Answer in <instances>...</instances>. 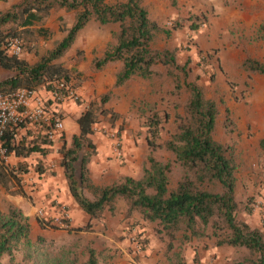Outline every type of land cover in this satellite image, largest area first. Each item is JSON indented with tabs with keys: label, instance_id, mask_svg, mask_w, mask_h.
I'll return each instance as SVG.
<instances>
[{
	"label": "trees",
	"instance_id": "obj_1",
	"mask_svg": "<svg viewBox=\"0 0 264 264\" xmlns=\"http://www.w3.org/2000/svg\"><path fill=\"white\" fill-rule=\"evenodd\" d=\"M56 9L75 13L72 24L63 29L64 35L51 49L33 63L23 55L9 51L3 41L11 36L22 41L23 31L48 37L51 31L45 23ZM201 19L199 14L190 12L187 17L172 21L166 29L150 17L144 0H124L114 4H108L106 0H19L0 12V70L6 73L0 79V91L11 93L24 87L36 89L40 86L53 90L54 83L59 80L73 88L70 70L57 60L71 49L77 34L90 20L101 25L118 23L119 29L112 34L103 54L92 58L91 69L100 71L110 64H117L114 88L125 85L134 77L150 80L157 75L166 91H151L153 98L137 105L146 143L142 175L138 178L120 175L105 185L92 182L87 164L96 152L90 135L99 117L108 113L106 104L113 92L108 91L85 104L76 119L79 132L68 143L64 141L59 149L70 196L91 219L100 217L107 209L113 210V203L123 199L127 205L125 216L137 213L142 219L156 223L160 237L172 239L183 232L188 238L187 233L194 236L209 232L216 238V245L246 249L248 256L243 261L264 264L261 229L238 217L239 203L235 198L237 163L231 147L214 138L220 123L217 101L206 96L198 75L190 79V59L181 62L176 48L155 46L159 34L169 36L186 22L190 23V29L197 30ZM22 46L23 50L29 49L24 47L23 41ZM158 65L165 71L160 72ZM239 68L248 75H264V61L250 56L240 62ZM80 100L77 98L76 102L81 103ZM231 123L226 114L221 124L225 132H232ZM27 125L8 128L2 141L6 153L22 159L33 153L46 157L49 149L42 146L50 145L52 139L45 132L33 135L29 140L17 137V130ZM84 149L87 150L81 153ZM26 170L23 165L19 166L18 171ZM16 173L15 167L0 164L1 181L7 175L16 177ZM84 189L90 190L95 199L86 197ZM89 226L90 222L74 229L83 230ZM30 230L28 217L16 205L10 204L6 210H0V260L21 250L26 253V249L33 247ZM50 264L106 263L100 261L97 251L90 247L84 259L76 255L72 258L64 256Z\"/></svg>",
	"mask_w": 264,
	"mask_h": 264
},
{
	"label": "rangeland",
	"instance_id": "obj_2",
	"mask_svg": "<svg viewBox=\"0 0 264 264\" xmlns=\"http://www.w3.org/2000/svg\"><path fill=\"white\" fill-rule=\"evenodd\" d=\"M7 1L0 0V12L9 7ZM119 1L124 0H106L108 4ZM144 5L147 6L150 17L166 29L171 26L172 21L185 18L190 12H195L200 15V19L202 18L197 30L190 29V23L186 22L184 26L173 30L169 36L159 34L155 46L176 48L181 62L190 59V79L198 75L206 96L217 101L220 123L214 138L231 147V153L237 163L235 198L239 203L238 217L253 227L258 226L264 237V75H248L239 68L240 62L248 56L264 61V28H261L262 25L264 26V0H144ZM228 12L231 13L230 17H226ZM74 13L65 9L53 10L45 23L51 31L46 38L36 32L23 31L24 47L29 48L27 51L23 50V57H26L29 62H36L64 35L63 29H67L72 24ZM118 29V23L101 25L96 20H90L77 34L71 49L57 60L70 70V79L74 87H82L87 83L86 90L96 91L97 74L103 77L111 74L115 79L117 64H110L100 71H93L91 60L94 56L103 54L106 44ZM91 40H99V43L93 45L92 51L86 57L85 48ZM102 44L103 50L98 49ZM78 66L81 68L78 69ZM157 67L160 72L165 71L161 65ZM0 73L5 77V72L0 70ZM132 80L137 81L140 90L126 91V95L132 94L125 99V105L121 106L120 110L116 109V107L119 108L120 97L115 96L117 101H114L112 93L106 104L108 113L99 117L94 130L102 132L108 138L110 131H118L121 139L119 146L121 155L118 156L112 151L117 159L122 157V134H125L124 138L129 140V153L132 156L130 167L133 174L138 176L143 172L146 143L145 131L140 129L142 115L137 112V105L141 101L152 99L151 91H166V89L163 88L162 80L157 75L150 80L134 77L125 85L129 87L131 84L128 83ZM113 84L105 86L104 92L98 95L94 93L85 97L77 94L81 103L74 101L80 104L83 110L88 102L108 91L114 92L115 89L120 88H114ZM125 85L121 87L124 88ZM226 114L232 121L231 133L225 132L221 125ZM61 117L63 119L62 115ZM70 121L68 118L66 123ZM86 150H82L81 153ZM46 157L33 153L26 159L8 161L9 168L15 167L17 170L16 177L7 175L3 181L0 180V185L6 191L17 187L11 191H22L26 194L24 188L28 189L30 185L28 184L29 176L35 172L38 174L46 172ZM20 165L27 169L26 172L18 171ZM176 177V175L173 177L174 182ZM83 192L90 200L95 199L90 190L84 189ZM126 211L125 200L117 199L113 203V210L107 209L100 217L94 218L97 221L95 225L102 224L108 238L111 239L109 246H105L103 238L99 240L84 233L93 228L92 222L86 229L79 230L84 232L70 235L67 232L75 230L73 226L70 230L51 227L67 231L66 235L60 237L42 235L34 237L30 230V238L35 245L26 249V253L21 250L14 252L13 256L5 255L0 260V264H45L44 261L50 264L64 256L72 258L75 255L84 259L90 247L97 251L99 260L106 264H140L141 258L142 261H146L145 264H169L170 262L175 264H251L243 261V258L248 256L246 249L216 245V238L209 232L194 236L187 233L188 238L183 236L186 234L183 232L172 239L160 237L156 232L158 228L156 223L142 219L137 213L126 217ZM86 225L87 223L82 227ZM39 238L43 240L38 242ZM99 241L103 242L97 246ZM119 241L127 243L125 248L131 260L130 258L114 259L122 255L117 254L118 247L114 245ZM169 243L171 248H168Z\"/></svg>",
	"mask_w": 264,
	"mask_h": 264
},
{
	"label": "crops",
	"instance_id": "obj_3",
	"mask_svg": "<svg viewBox=\"0 0 264 264\" xmlns=\"http://www.w3.org/2000/svg\"><path fill=\"white\" fill-rule=\"evenodd\" d=\"M19 0H8L9 7L11 4H14L18 2ZM1 5V2H0ZM7 8V9H8ZM231 13H227L226 17H230ZM99 43L98 41H88L87 47L85 48V56L87 57L89 52L92 51L93 45ZM81 48V47H80ZM104 46H100L98 49L103 50ZM75 50V49H74ZM70 67V66H69ZM74 68V67H73ZM81 66H78V69H80ZM113 73V72H112ZM0 73V79L3 78V76ZM97 86L96 91H88L87 83L84 84L82 87H73L75 92L78 95H83L86 97V95H92L94 93L101 94L104 92V87L107 85H112L114 82V76L111 74L107 75V77H103L101 74H97ZM134 80V79H133ZM130 81L128 84H131L129 87H120L118 89H115L114 94V101H117V98L115 96H119L118 99L120 102L118 104L119 108L116 107L117 110H120L121 106L125 105V99L128 97H131V94L128 95L125 94L126 91H139L140 88L138 86L137 81ZM136 80V79H135ZM89 86V83H88ZM123 88V89H122ZM36 91L39 95L43 97L45 100V105L47 109V113L49 115L51 114H60L63 116V130L58 133L55 138L52 139V143L50 145H43V149H49L47 157H46V172L45 173H37L32 174L28 178V189H25L26 194H23L22 191H11L12 189H16L17 187L11 188L9 191H6L2 185H0V210H5L10 204L16 205L19 207L23 214L28 217V221L31 226V234L32 236L36 237L38 235L47 236V237H60L64 236L68 233L74 234L77 232H84L79 230H71L69 232L54 229L50 226H44L41 223V220L37 216V210L42 208L45 210L46 215L53 214L54 213V202L60 201L65 203L68 206V212L70 216V225L73 228L82 227V225L92 222L93 228L90 231H85L86 235L93 236L94 238H98L101 240L103 238V241L105 242V246L110 245V240L107 236V232L103 229L102 224L95 225L97 221H95L94 218H90V216L82 211L76 202L73 200V198L70 196V193L68 191L67 183L64 178L63 174V168L61 165V154L59 153L58 149L61 148L64 141L67 143L69 142V139L74 134H77L79 132V127L77 124V116L81 112V105L75 103L72 99H65L61 102H55L51 99V93L50 90H48L45 86H40L36 88ZM125 94V96H124ZM124 110V109H123ZM121 110V111H123ZM70 119L71 121L69 123H66L67 119ZM69 124V125H68ZM47 125H27L25 127H20L17 130V137L19 139L29 140L33 138V135H36L38 133H44V127ZM69 126V127H68ZM46 129V128H45ZM122 133V132H121ZM125 134H122L123 137V152L122 157L120 159H117L112 154V139L104 135L100 131H95L93 134L90 135V138L92 139V142L95 145L96 152L92 155L90 158V161L87 164L88 170H89V176L92 180V182L96 185L98 184H111L118 176L120 175H126L131 176L134 178L140 177L142 174H139L138 176L134 175L132 172V169L130 167V161H131V155L129 153V140L127 138H124ZM40 155V154H39ZM41 156V155H40ZM43 157V156H42ZM19 160V157L14 156L12 154L8 155V161L13 162ZM258 227V226H257ZM67 232V233H66ZM101 236V237H96ZM103 241H99L97 246H100V243L102 244ZM115 247H118L117 254H122L117 256L114 259H120V258H130L128 255V252L126 251L125 246L127 245L126 242L119 241L114 243ZM156 257V255H154ZM127 260V259H126ZM146 261H142L140 264H145ZM120 264V263H119Z\"/></svg>",
	"mask_w": 264,
	"mask_h": 264
},
{
	"label": "built area",
	"instance_id": "obj_4",
	"mask_svg": "<svg viewBox=\"0 0 264 264\" xmlns=\"http://www.w3.org/2000/svg\"><path fill=\"white\" fill-rule=\"evenodd\" d=\"M5 46L14 55H22V41L17 36L7 37L4 41ZM51 99L55 102H61L65 99L76 100L78 98L75 90L64 81H56L53 85V90H50ZM47 125L45 133L49 139L63 130L64 124L60 114L47 113L45 100L33 88H20L11 93L0 91V164L8 162V154L3 146V136L11 126L21 125ZM112 139V151L120 156L121 139L117 130H112L109 133ZM54 213L46 215L45 210L40 208L37 210V216L41 220L42 225L50 226L49 223L64 230H69L70 216L68 206L60 201H55L53 204ZM51 227V226H50Z\"/></svg>",
	"mask_w": 264,
	"mask_h": 264
}]
</instances>
